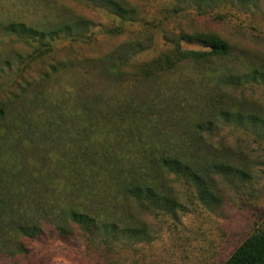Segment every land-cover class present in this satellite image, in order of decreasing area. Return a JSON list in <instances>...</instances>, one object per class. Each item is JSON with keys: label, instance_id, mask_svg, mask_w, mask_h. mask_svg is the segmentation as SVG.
<instances>
[{"label": "rangeland", "instance_id": "1", "mask_svg": "<svg viewBox=\"0 0 264 264\" xmlns=\"http://www.w3.org/2000/svg\"><path fill=\"white\" fill-rule=\"evenodd\" d=\"M117 1L130 9L126 18L100 1L0 0V264H224L264 228V81L248 76L264 65V0ZM63 22L73 37L2 31ZM198 33L227 42L229 53L184 43L206 56L166 70L176 40ZM222 111L243 123H226ZM210 114L216 124L205 139L230 149L220 162L247 173L216 177L220 207L174 176H164L174 214L94 197L110 168L148 166L174 144L193 143L213 159L192 134ZM94 201L101 219L139 231L113 240L80 230L70 214Z\"/></svg>", "mask_w": 264, "mask_h": 264}, {"label": "trees", "instance_id": "2", "mask_svg": "<svg viewBox=\"0 0 264 264\" xmlns=\"http://www.w3.org/2000/svg\"><path fill=\"white\" fill-rule=\"evenodd\" d=\"M100 1L107 9L120 18H126L130 13V9L117 0H92ZM85 20H77L74 26L77 27L84 24ZM6 35L27 36L30 38L44 40L53 38L60 34H66L67 37H73L74 31L71 24L65 22L49 28L48 30H39L23 23H10L2 28ZM83 34H81L82 36ZM184 43H195L203 46L215 54H227L230 46L227 42L218 37L198 33L193 36L182 35L176 40L175 47L164 58L166 70L175 69L183 61H194L202 59L206 53L199 51H189L183 48ZM250 81H264V65L258 70L251 72ZM136 116L142 113V107L136 108ZM148 109V108H146ZM147 110H145L146 112ZM144 112V110H143ZM226 123L237 121L243 123L241 113L232 114L228 111H222L219 115ZM216 115H208V119L198 123L195 126L194 137L196 136L199 146L205 145L208 151L213 155V159L203 156V150L197 148L193 143L174 144L170 149L165 148L159 156L148 165L140 166L135 170L123 171L117 167L109 169V181H105L104 189L96 192L94 197L103 195L108 198L109 195L115 194V201L119 197H126L136 201L143 209L147 211H158L165 214H174L178 208L176 199L172 196L171 188L164 182V176H174L175 178L184 180L196 192L199 201L205 206L216 209L221 206L223 197L219 194L216 186V177H226L230 179L239 177L244 179L247 177L246 171L229 164V160L220 162V155L224 158L229 154L230 149H215L209 141L205 139L204 134L211 135L213 127H215ZM260 121H253L259 123ZM192 140V139H191ZM106 186V187H105ZM95 201L91 202L85 210L72 211L70 218L72 223L77 225L80 230L86 233L102 232L108 239L117 240L125 237L123 233H137L139 230L131 224L123 227L121 219L105 218L101 219L99 213H96L97 207ZM117 206L118 204H114ZM121 229H124L122 232ZM224 264H264V228L256 231L244 243L236 249L233 255Z\"/></svg>", "mask_w": 264, "mask_h": 264}]
</instances>
